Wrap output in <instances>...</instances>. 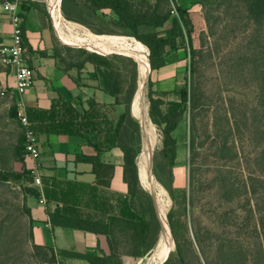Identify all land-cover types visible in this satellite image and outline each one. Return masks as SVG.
<instances>
[{"label": "trees", "instance_id": "1", "mask_svg": "<svg viewBox=\"0 0 264 264\" xmlns=\"http://www.w3.org/2000/svg\"><path fill=\"white\" fill-rule=\"evenodd\" d=\"M5 1L0 0L1 3ZM76 1L63 0V3ZM217 2L218 4L227 2L228 9L232 8L233 2H237L238 12L245 15L248 54L244 61L248 66V75L257 84L258 90L256 104L251 110H244V107H241L243 109L238 111L240 109L228 108L225 104L221 111L224 124L217 127L218 131L215 134L219 136L220 132L229 133L234 138L238 133L240 135L241 121L249 135L253 139H258L260 143L258 145L260 152L256 157L258 170L249 174L243 185L249 207L246 216L249 224L243 236L241 233H238V236L233 233L235 228L239 232L243 230L231 221L230 204L242 199L241 195L235 193L233 184L227 185L226 189L224 183H220L219 193H223V196L220 208L216 209L215 213L217 221H212L210 225H202L195 220L194 215L191 228L186 217L196 208L193 199L196 186L194 169L190 174L188 189H177L174 186L173 168L177 158V142L173 133L187 112L190 121L189 150L193 165L197 151L195 125L200 114L201 95L194 77L197 71L196 58L202 51L199 41L203 26L204 23L210 24L208 11L203 15L201 12L176 8V15L172 13L175 10L173 0H83V7L77 12V19L82 20L83 12L90 14L111 11L114 17L108 23L107 34L132 37L142 43L149 50L152 72L166 65V56L172 51L177 49L186 51L192 82L189 87L185 84L174 92L179 96V101H168V94L153 91L152 82L149 80V116L152 123L157 126L163 144L162 148L154 153L153 176L173 201V207L167 215V223L175 249L161 264H250L251 250L245 243L252 238L258 239L261 253L258 258L264 260V0H201V7L206 8ZM240 4L242 10L239 8ZM65 15L69 16L66 13ZM83 53L86 55V61L94 63L98 68H104V71L98 69L102 78V88L126 107L117 124V136L124 153V181L129 189L128 206L131 212L129 216L110 217L106 222L52 215L54 225L106 236L110 248L109 255L97 252L89 255L74 251H55L34 243L33 220L27 207V195L25 191H21L29 215V238L32 249L42 264H54L57 256L62 259L83 260L88 264H123L124 255L145 258L156 249L163 231L156 200L142 189L139 181L138 158L142 152L143 135L140 122L131 112L140 80L138 64L133 58L122 55H112L108 58L103 56L105 54ZM112 60L116 62L124 60L130 65H123L119 72L117 65L114 70ZM16 116L15 103L10 113L13 130L7 133L0 129V180L8 184L10 180H3L1 175L12 171L13 162L25 158V128ZM238 116L241 117L240 121ZM236 142L232 140L231 145L237 156ZM226 146L224 143L223 147ZM79 158L94 165L99 185L110 187L112 166L100 164L97 157Z\"/></svg>", "mask_w": 264, "mask_h": 264}, {"label": "crops", "instance_id": "2", "mask_svg": "<svg viewBox=\"0 0 264 264\" xmlns=\"http://www.w3.org/2000/svg\"><path fill=\"white\" fill-rule=\"evenodd\" d=\"M5 2H0V45L10 43L12 32L10 16L3 9ZM18 2L27 48L26 61L35 72L34 84L25 95L19 96L15 91V71L6 68L0 71V86L8 90L6 99L13 104L17 105L23 101L25 116L37 138L40 157L37 160L23 158L21 161L13 162L10 174L14 179L11 181H14L18 188H23L27 195V207L33 220V241L36 245L55 251H74L89 255L97 252L109 255L110 248L106 236L54 225L51 216L63 215L106 222L110 217L130 215L129 189L124 181L125 159L117 136V124L126 107L102 88V78L98 69L104 71L103 67L98 68L85 59L70 62L64 57L67 53L77 50L105 54L103 56L108 58L112 55L133 57L114 49L104 52L87 46L69 45L60 36L56 21L57 13L55 23L51 17L49 10L51 0ZM82 2L83 0H77L76 3H63V0H59L58 3L57 0L56 10L59 11L60 29L64 35L76 36L78 33L83 35L88 31L87 33L96 36H118L106 32L108 23L114 17L111 11L90 14L83 12V19H77V12L83 7ZM173 5L175 14L176 8L190 12L201 10V0H173ZM65 13L69 16L67 17ZM146 50L149 60V50ZM112 61L114 70L117 65L121 72L119 62ZM135 62L138 64V61ZM188 69L186 51L184 49L172 51L166 56L164 67L151 71V77L147 81L146 97L144 90L142 95L140 93L142 86L139 80L132 104V115L140 122L143 135L142 152L138 158L139 181L142 189L154 198L153 190L142 182L140 168L141 158L149 155V146L152 148L153 156L155 153L148 132L151 121L149 80L152 82L153 91L168 94V101H179V96L174 92L185 86ZM142 85L144 86V83ZM157 135L161 138L159 148L161 149L162 137L160 134ZM173 136L177 142V158L173 168L174 186L182 189L186 183L189 149V130L184 120L174 131ZM180 154L183 160L180 159ZM79 157H97L100 164L112 166L110 187L99 185L94 165ZM36 177L40 178V185L35 183ZM148 259L149 254L141 259L127 255L122 257L123 264H140ZM65 263L88 264L77 259H67Z\"/></svg>", "mask_w": 264, "mask_h": 264}, {"label": "rangeland", "instance_id": "3", "mask_svg": "<svg viewBox=\"0 0 264 264\" xmlns=\"http://www.w3.org/2000/svg\"><path fill=\"white\" fill-rule=\"evenodd\" d=\"M239 8L242 10L241 4ZM207 11L210 15V24L204 23L203 26L204 30L199 41L202 51L200 56L196 58L197 71L194 77L201 95L200 114L195 125L197 151L193 165L191 152L188 149L186 183L185 188H182L188 189L190 174L194 169L196 186L193 199L196 208L194 212L191 210L187 214L186 220L190 228L192 227L194 215L195 220L202 225H210L212 221H217L215 213L216 209L220 208L221 196H223V193H219L220 183H224L226 189H228L227 185L233 184L235 193L241 195L242 199L230 204L231 221L236 223L239 228H243L240 232L235 228L233 233L235 236H238V233L243 236L247 232L249 224L246 217L249 210V207H247L248 197L243 192V185L249 174L258 170L256 157L257 153L260 152V148H258L260 143L258 139H253L249 135L240 121V116H238L240 135L238 133V136L232 138L229 133L220 132L219 136L215 134L218 131L217 127L224 124L221 119V111L225 104L228 108L240 109L238 111L243 109L241 107H244V110H251L256 104L258 90L257 84L248 75V66L244 61L248 54L246 49L248 43L246 40L248 35L246 33L247 22L244 13L238 12L237 2H233L231 9H228L227 2H222V4L217 2L206 8L201 7L199 12L205 15ZM64 59L70 62L81 61V59H86V55L82 50H77L67 53ZM119 64L121 67L130 65L124 60H120ZM4 69L6 67L0 62V71ZM150 77L151 71H149L146 79L142 80L141 76L139 78L140 82L144 81L145 97L147 94V81ZM191 82L192 75L188 71L186 76L187 87L190 86ZM12 107V101L0 96V129H4V132L7 133L14 128L10 118ZM184 117L190 139L188 112ZM157 134H160L158 129ZM157 138L158 143L154 147L155 152L161 146V138ZM232 140L237 141L235 143L237 156L231 145ZM224 143H226V147H223ZM180 156V159L183 160V156L181 154ZM1 178L3 180L9 179L10 183H3L0 180V264H42L41 259L33 251L29 238V215L21 192L24 189L18 188V185L11 181L14 178L10 172L3 173ZM153 179L155 187L152 190L154 196H156L157 209L160 212V208H163L161 209L167 222V215L173 207V201L154 177ZM156 190L164 191L163 195L157 196ZM160 219L163 223L161 215ZM162 236L163 231L160 238ZM171 240L172 251L175 249V243L173 237ZM245 244L251 250L250 264H264V260L258 258L261 254L258 239L252 238ZM157 247L149 255V259L140 264H160L162 259L159 244ZM56 260L54 264H66L67 259L57 256Z\"/></svg>", "mask_w": 264, "mask_h": 264}, {"label": "bare ground", "instance_id": "4", "mask_svg": "<svg viewBox=\"0 0 264 264\" xmlns=\"http://www.w3.org/2000/svg\"><path fill=\"white\" fill-rule=\"evenodd\" d=\"M51 1H52L51 2L52 3V5H51L52 18H53L54 23H55V13H57V15H56L57 26L59 29L60 36L65 43H67L69 45H73V46L74 45L87 46V47H90L92 49L101 50L104 52L107 50H113V49L118 50L121 52V54L131 56L136 61H138L139 73H140L142 80H144L148 77L147 73L150 71V64H149L147 51H146L147 48L142 43H140L139 41H137L133 38H126V37H122V36H106V35L105 36H96V35L87 33L88 31L86 32V34H83L84 32L83 33L81 32V34H83V35H78L79 34L78 32H77L78 34H76V36L75 35L69 36L68 34L64 35L65 33L63 34L61 29H60L61 25H60L59 19H61V18L59 17V11H57L58 10V5L56 6L57 0H51ZM58 3H59V0H58ZM67 26H69V25H67ZM75 28H76V26H75ZM67 31H69V30L67 29ZM143 82L144 81L141 82V86H142L140 89L141 95H142V91L144 90V86L142 85ZM145 109H146V107H145ZM148 127H149L148 132H149V135L151 137L150 139L153 143V147H155V145L158 143V140H157L158 135L156 133V131H157L156 127L157 126L155 127L153 125V123L151 121H149ZM141 159L142 160H140V162L141 161L142 162H141L140 168H141L142 182L146 187H149V189H152L155 186H154V179H153V176H152L151 171H150V167H151V155H150V153H149V155H144ZM157 192H158L157 196H160V195L162 196L164 191L163 192L157 191ZM161 208H160L159 216L161 215L162 220H163V236H162V238H160L161 241L158 244L160 247L159 249H161L160 250L161 251L160 257L162 259V261H161V263H162L163 261L166 260V258L168 257V255L172 249L171 248L172 247V240H171L172 235H171L169 225L167 224V222L164 218V213L162 210L163 208L162 209ZM157 251H158V249H157ZM160 257H159V259H160Z\"/></svg>", "mask_w": 264, "mask_h": 264}, {"label": "built area", "instance_id": "5", "mask_svg": "<svg viewBox=\"0 0 264 264\" xmlns=\"http://www.w3.org/2000/svg\"><path fill=\"white\" fill-rule=\"evenodd\" d=\"M3 9L10 16L12 32L10 34V43L8 45H0V62L6 68H11L15 71V91L22 97L32 88L35 72L26 61L27 48L24 41L23 20L19 13L18 0L6 1L3 4ZM49 10L51 14V4ZM172 13L175 14V10ZM7 94L8 90L0 86V95L4 97ZM16 107L17 118L25 128V158L37 160L40 157L37 138L34 131L30 128L28 118L25 116L23 101L17 103ZM35 183L40 185L41 180L39 177L35 178Z\"/></svg>", "mask_w": 264, "mask_h": 264}, {"label": "water", "instance_id": "6", "mask_svg": "<svg viewBox=\"0 0 264 264\" xmlns=\"http://www.w3.org/2000/svg\"><path fill=\"white\" fill-rule=\"evenodd\" d=\"M150 71H151V69H150ZM149 153L151 155V167H150V171H151V174H152V169H153V163H152V161H153V152H152L151 146H149Z\"/></svg>", "mask_w": 264, "mask_h": 264}]
</instances>
